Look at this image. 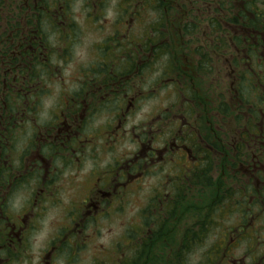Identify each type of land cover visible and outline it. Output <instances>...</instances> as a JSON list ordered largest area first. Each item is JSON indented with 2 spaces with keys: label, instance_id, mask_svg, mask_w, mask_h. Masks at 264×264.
I'll return each mask as SVG.
<instances>
[{
  "label": "flooded vegetation",
  "instance_id": "flooded-vegetation-1",
  "mask_svg": "<svg viewBox=\"0 0 264 264\" xmlns=\"http://www.w3.org/2000/svg\"><path fill=\"white\" fill-rule=\"evenodd\" d=\"M40 1L25 0L26 12L21 13L19 18L28 16L27 21L17 19L7 21L10 13L5 17L3 32L8 34L4 35L3 40L10 50L9 56L1 55V58L7 59L1 74L12 81L23 75L29 78L27 73L29 65H26L30 63L40 79L46 78L43 80L44 84L42 82V90L43 96H49L52 79L54 84L59 80L56 72L57 70L60 75L59 63L67 61V55L79 39L77 34L80 29L74 27L76 23L72 19L73 8L70 4L72 0H67L66 13H64L66 7L61 4L65 0H53L52 4L56 5L52 6V9L38 5ZM87 1L84 0L87 6L84 8L85 19L89 20V24L90 20H94L92 24L98 27L100 19L106 14V6L110 0H96L94 5L87 4ZM186 1L187 5L182 4L185 0H116L115 6L111 9L117 15L114 19L115 28L101 40L93 63L79 70V80L74 85L72 93H68L70 100L65 104H59L61 121L55 116L38 123L39 116L35 118L30 110L32 107L36 110L38 104L40 108L44 105L38 96L35 99L30 98L32 91L36 93V87L31 86L32 91H25V86H15V91L21 90L24 99L20 104L22 112L18 121L23 123L22 126L25 124L30 127L32 133H26L24 140L16 145L13 159L9 160L12 164L8 169L13 177L10 175V182L0 200L1 203L6 199V195H10L7 206H0V263H11L9 259L13 251H16V256L22 254L20 251L22 240H25L27 223L25 219L22 223L19 219H14L18 215L17 212L9 210V204L16 195L22 196L25 193V183L34 178L38 183L42 182V187L52 183V179L47 180L49 166L51 158L58 152L66 150L84 153L85 148L94 151L97 144L90 139L85 126L87 120L91 119V114L99 108H106L107 112L115 117L125 116L135 102L143 98L141 90L148 89L151 82L154 85L160 83L159 93H170L169 100L182 106L184 112L178 107L177 111L172 109L173 111L160 114L162 123L166 124L164 127L157 124L159 134L148 137L154 131L153 126L149 130L142 128L143 131L137 133L140 134L136 135L137 142L142 143L141 151L137 155L120 168L116 167L113 170L109 167L106 172H99L91 190L80 200L78 208L72 214L71 234L83 232L90 219L96 220L98 216L106 214L108 208L120 198L122 192L119 193V189L135 185L145 174H149L151 170L155 172L157 168L160 172L166 171L167 190L163 198L155 196L151 198L150 205L154 209H159L167 218L172 213L171 206L174 202L185 198L195 186L203 187L210 184L215 155L224 157L226 165L224 164L220 170L223 180L217 186L219 192L209 206L221 196L227 204L226 211L231 210L230 204L227 203L229 194L235 195L239 201L247 198L249 202L256 196L258 202L264 206V0H228L229 10L224 14H227L229 21L223 22L226 30L220 32L226 36L225 39L218 37V27L211 21L213 17L209 16L210 12H213L212 0ZM22 8L23 5L19 10L22 11ZM44 14H47L49 22H44ZM187 15L190 16V20H187ZM139 24H142L143 30H139ZM43 26L47 31L45 34ZM182 37L192 57L189 64L178 67L170 43L174 45ZM66 39L68 43L65 42ZM220 42H226L227 46L221 47ZM224 58L227 59L224 62L226 66L223 76L227 78L229 95L223 93L229 96L228 100L220 93L218 101H213L216 96H212L210 101L208 95L200 92L203 94L201 97L197 92L200 96L198 100L191 83H188L190 86L186 89L182 87L181 81L175 78L189 77L191 81L197 79L199 82L200 78L209 79L210 82H214L212 84L217 92L223 82L222 78L218 81V60ZM149 78L152 80L145 86ZM164 79L169 81L162 84ZM199 105L200 109H197ZM199 111L202 114L199 113L196 123H190L189 119ZM118 126L120 127L119 124L116 125ZM23 128L26 131V128ZM155 137L161 144H154ZM26 141H30L35 148L33 155L31 150L34 148L30 145L22 148ZM144 142L147 144H143ZM20 151L23 153L20 154ZM25 156L28 157L27 161L33 162L29 173L16 176L13 165L18 161L20 164L18 172ZM225 174L227 180H224ZM17 179H23L24 182L20 181L12 190V182H16ZM254 180L256 186H252ZM230 182L232 184L229 186ZM39 191L40 189L32 190L30 204L34 197L38 198ZM25 199L22 196V202ZM205 212L187 229L198 231L200 222L206 217ZM226 217L227 214H224L219 228L225 231L224 235L230 236L234 232L230 231L232 225L225 220ZM244 217L242 226L254 225L251 216ZM181 221L179 219V222ZM175 227L169 226L172 228L167 231L169 238L177 237ZM262 228L264 231V224ZM254 231L257 232V228ZM150 232L149 229L147 233L149 243L152 237ZM70 242L68 240L69 244ZM232 242L233 239L230 238L221 255L216 254L215 264L219 262L228 264L225 260L233 252L234 248L229 247ZM141 243L142 241L138 246ZM258 243L262 245L261 242ZM173 244L174 242H168V249ZM55 248L62 250L61 246H51L47 258ZM177 252L182 254L184 252L181 251L180 244L177 250H172L171 253L176 255ZM183 257L185 259L184 255ZM183 257L174 256L179 264H185L181 263ZM263 257L264 255H256L254 260L240 261L238 264H264ZM168 259L171 258L168 256ZM120 260L115 261V264H122L123 259L119 262ZM95 264H103V261L98 259Z\"/></svg>",
  "mask_w": 264,
  "mask_h": 264
},
{
  "label": "rangeland",
  "instance_id": "rangeland-1",
  "mask_svg": "<svg viewBox=\"0 0 264 264\" xmlns=\"http://www.w3.org/2000/svg\"><path fill=\"white\" fill-rule=\"evenodd\" d=\"M21 1L23 2L21 13H25V0ZM95 3L96 0L87 1L89 5H94ZM14 4L15 0H12V2L11 0H4L3 8L0 11L3 18L14 11ZM61 4L66 7V2ZM70 4L73 8V18H71L76 23L74 27L80 29L77 34L79 39L73 46V50L67 55V61L59 63L60 75L56 70L59 80L57 84H54V79H52L50 95L43 96L44 105L38 114L40 118L38 123H43V121L55 116L61 121V106L59 104H65L70 100L68 93H72L74 85L79 80V70L87 68L93 63L101 40L115 28L114 19L117 15L111 9L112 6H115L116 0H110L107 3L106 14L100 19L98 27L92 24L94 20H90L91 24H89V20L85 19L86 9L84 8L87 6L84 4V0H72ZM182 4L187 5L188 2L185 0V3ZM187 18V20H190L189 15H187ZM27 20L28 16L24 15L23 19L19 18L18 21ZM3 22H0V32L4 31ZM138 28L143 30L142 24H139ZM132 32L134 33L135 29ZM7 34L5 32V35ZM65 42L68 43L69 41L66 39ZM170 44L174 54V61L178 64V67L189 64L192 54L187 49L183 37L176 44ZM225 59L227 58L218 60V81L222 78L223 82L221 86L218 85L217 92L214 84H212L214 82H210L209 79L200 78L199 82L197 79L191 81L189 77L186 79L184 77L175 78L180 80L182 87L186 89L187 86H190L188 83H191L198 100L200 96H203L200 92L208 95L210 101L212 96H216L213 101H218L220 93H222L223 98L228 100L229 96L226 95H229L228 86H226L227 78L223 76L226 66L224 64ZM216 79L217 76L214 77V81ZM151 80L149 78L145 86L149 85ZM167 81L169 79H164L161 83H167ZM159 85L160 83L154 85L151 82L148 89L141 90L143 98L136 101L134 106L123 117L113 116L107 112L106 108L95 110L91 114V119L87 120L85 125L90 139L97 144L95 149L93 147L94 151H89L88 148H85L84 153L67 152L66 150L58 152L51 158L49 166L47 180L52 179V183L42 187V182L38 183L35 178L28 180L29 183H25L26 191L22 196L26 199L22 202V196L16 195L12 199L11 204H9V210L17 212L18 216L14 217V219H19L21 223L25 219L27 223V228L24 232L25 240H22V249L20 251L22 254L16 256V251H13L9 259L11 263L9 264H45V262L49 264H95L98 259H101L103 264H115V261L120 260L121 257L123 259L122 264H126L136 255L139 250L140 238L154 226V222L147 223L144 221L147 219V207L150 204V199L154 196L159 199L163 198L167 190L165 187L167 184L165 180L166 171L162 170L160 172L159 168L155 172L151 170L149 174H145L135 185H128L119 189V193H122L118 201H115L103 216H98L96 220L90 219L87 223V228L81 233L73 232L71 234V229H73L71 217L75 209L78 208L80 200L91 190L92 183L97 179L99 172H106L109 167L113 168V170L116 167L120 168L124 166L126 161L141 151L142 143L137 142L136 135H140L137 133L143 131L142 128L149 130L153 126L154 129H152L154 131L148 137H151L152 134L155 136L160 132L156 128L159 126L157 124H162L163 127L166 124L162 123L160 114L169 112V110L173 111L172 109L177 111L178 107L184 112L182 106L169 100L170 93H159L161 90ZM197 92H199L200 96ZM150 94L154 96L151 97ZM197 109H200V105ZM199 113L202 114L199 111L189 119L190 123H196ZM169 121L167 120V122ZM117 124L120 127H116ZM162 126L159 128L161 129ZM143 144L147 143L144 142ZM154 144H161L156 141V137ZM28 145L32 147L31 142L26 141L22 148ZM33 151H35V148L31 150V155L34 154ZM21 153L23 152L20 151ZM26 158L28 157H23V162L18 172L17 169L20 164L15 161L16 165H13V172L16 176L29 173L33 162L27 161L28 159ZM116 162L118 164H115ZM225 163L224 157L215 155L214 170L212 169L210 184L203 187H200V185L195 186L194 190L185 198L182 197L181 200H177L172 204V213L165 219L161 230L158 228V230L150 232L152 236L150 243L151 245L153 244V248L148 246L146 255L139 258L140 262L137 264H164L168 256L171 261L175 259L174 254L171 252L172 250H177L184 231L192 227L203 216L213 197L219 192L217 186L223 180L220 170ZM21 169L22 171L20 172ZM226 178L225 174L224 180H227ZM231 184L232 182L228 183L229 186ZM252 186H256L255 180L252 182ZM33 189H40V191L37 193L38 198L34 197L30 204L29 201L32 198ZM151 209L154 211L153 206ZM257 213L258 211L254 210L253 223L258 228L257 233L264 235L262 226L255 224ZM233 218L238 217L234 215ZM179 219L182 221L179 222ZM260 221H263V219ZM145 223L148 226H145ZM171 225L176 226L175 229L178 233H176L177 237L171 240L174 244L168 249L165 243L168 237L165 236L166 232L164 230L172 229L169 228ZM214 238V234H210L205 242L191 254V259L189 260L197 261L205 256L206 248L212 245ZM143 239V244H145L147 239L146 237H143ZM68 240L71 241L70 244ZM136 242H138L137 246H135ZM259 242L262 245L264 244V236ZM51 246H61L62 250L55 248L49 254V258H47L46 255ZM246 251L247 247L242 243L238 248L233 249L231 256L226 257L225 262L228 264L234 262L238 264L243 260L250 262L251 258L246 254ZM182 262H185L184 258ZM0 264L4 263L1 262ZM174 264L176 263L174 262ZM218 264H222V262Z\"/></svg>",
  "mask_w": 264,
  "mask_h": 264
},
{
  "label": "trees",
  "instance_id": "trees-1",
  "mask_svg": "<svg viewBox=\"0 0 264 264\" xmlns=\"http://www.w3.org/2000/svg\"><path fill=\"white\" fill-rule=\"evenodd\" d=\"M53 0H41L38 5H43L46 7H50L49 9H52V6H55L56 4H52ZM12 2V0H11ZM66 2V8L64 9V13L67 12L68 9V2ZM4 0H0V11L3 8ZM12 5V4H11ZM14 11L10 13L9 19L7 21H17L19 20V16L21 14V11L19 10V7L23 5V2L21 0H15L14 4ZM217 5V6H216ZM215 6V7H214ZM211 9L213 12H210L209 16H212L213 18L211 21L216 23L219 31L218 37L220 39H225L226 36L222 35L220 32H223L226 30V28L223 27V22L229 21L227 14H224L229 10V1L228 0H212L211 2ZM47 15V14H46ZM44 14V22H49L50 20H47V17ZM6 21L5 17L3 18L0 13V22ZM209 20V18H208ZM16 21V22H17ZM41 30V27H40ZM39 30V32H40ZM43 34H45L47 31L44 29L43 26ZM5 33L0 32V200L2 197V193L6 191L7 186L10 182V177L12 175L10 169V164H12L9 160H12V155L16 152V145L21 143L22 140H24V136H26V133H32V129L30 132V127L26 126L23 123L19 122V116L21 115L22 110L20 109V104L24 100L21 95V90L15 91L16 85H22L25 86V91L30 90L31 86L36 87V93L32 91L30 94L31 99H35L36 96L39 97V101L43 102L42 96L44 94V91L42 90V82L44 84L43 80H46V78L43 77V80L40 79L37 71L35 68H33L30 63L27 64V73L29 74V78H26L24 75L22 77H18L13 79L8 78L7 76H3L1 74L3 70V64H7V59L1 58V55L9 56L8 51L10 48L6 47V44L3 40ZM221 47L227 46L226 42H220ZM15 63V61H13ZM33 64V63H32ZM34 84V85H31ZM13 87V88H10ZM39 88V89H38ZM9 89V90H7ZM36 103V102H35ZM34 105V104H33ZM29 108V107H28ZM30 109V108H29ZM32 113L34 114L35 118H38V114L41 110L40 104H38L36 110L34 107L30 109ZM29 110V111H30ZM25 127L26 131H22V128ZM20 128V131H19ZM239 159V157H237ZM11 175V176H10ZM21 182H24L23 179H17L16 182H12V190L15 189ZM205 183V182H204ZM237 193V191H235ZM231 210L226 211L227 204L224 203L221 196L218 197L213 203L208 207V211H206V217L200 222V228L198 231H194L193 229H187L181 239L180 247L181 251H184L183 254L177 252L175 257L179 256H185V264H213L214 257L216 254L221 255L222 250L227 246V242L230 238L233 239V242L229 244V247L231 248H238L242 243H244L247 247L246 254L251 258V261L254 260L256 255H264V244L260 245L257 240L259 237L262 238L264 235H260L257 232H255V228H257L254 225H251L249 227H244L242 224L244 223L243 220L248 216H253L254 210H257V216L255 220V224H258L259 220L264 219V206L261 205L258 202V198L252 199L250 202L247 198H244L243 200L239 201L235 195L229 194L228 197ZM10 195H6V199L2 200L0 203V206H7V201H9ZM263 204V203H262ZM151 205L147 207V219L144 220L145 222H154V226L150 229L151 232L158 230V228L161 230L163 224L165 223L166 216L164 217V213H162L159 209H154L152 211ZM169 213V212H168ZM237 215L238 218H233L234 215ZM227 214L226 221L232 225V228L230 231H233V235H224L225 231H221L219 228L220 222H223V215ZM244 215V216H242ZM247 219V218H246ZM145 226H148V224L145 223ZM258 229V228H257ZM263 229V228H262ZM214 230V231H213ZM227 230V229H225ZM165 236L168 237L166 239L165 243L168 247V242L172 243L173 237L169 238V235L167 233V229L164 230ZM217 232V233H215ZM148 233V232H147ZM143 235L140 240L143 243V237H146V243L140 244L138 246L139 250L137 251L136 255L130 259L126 264H137L139 258H141L143 255H146L148 246H151L153 248V244L148 242L149 240V234ZM210 234H214L215 238L213 240V243L210 247L206 248L205 256L198 259L197 261L189 260L191 259V254H193L208 238ZM150 237V241H151ZM138 242L135 243V246H137ZM142 245V246H141ZM136 250V247H135ZM136 258V259H134ZM184 258V257H183ZM134 259V260H133ZM133 260V261H132ZM264 262V257L262 258ZM190 261V262H188ZM217 261V260H216ZM214 262V264L216 263ZM167 262H170L171 264H178V259H168L165 261L164 264ZM125 264V263H124Z\"/></svg>",
  "mask_w": 264,
  "mask_h": 264
}]
</instances>
